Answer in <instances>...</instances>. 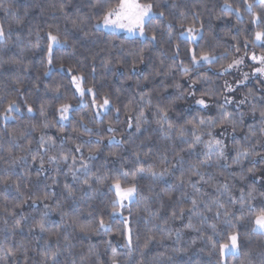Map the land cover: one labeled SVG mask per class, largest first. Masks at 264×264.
<instances>
[{
	"label": "trees",
	"instance_id": "trees-1",
	"mask_svg": "<svg viewBox=\"0 0 264 264\" xmlns=\"http://www.w3.org/2000/svg\"><path fill=\"white\" fill-rule=\"evenodd\" d=\"M140 1L151 2L153 5H168L163 9L166 20H153L152 25L146 29L148 36H151L152 29L161 25L158 40L155 42L94 27L96 18L89 12L88 0H71L70 5L67 0H0V23L4 24L7 39V43H0V113H3L10 100H15L20 109L19 112H13L12 119L8 121L0 116V157H3L0 159V179L10 177L11 181H16L25 175L31 176L30 180L21 181L22 196L17 193L14 184L9 183L6 186L0 183V264H41L44 259L42 253L46 250L59 252L60 264H97V256L104 264H111V248L116 249L119 264H218V249L209 255V247L201 238L213 235L207 224L200 225L198 218L193 217L192 223L200 229L198 232L185 227L188 223L187 212L182 219L171 218L173 210L178 212L181 207H190L187 198L181 196V191H172L171 198L167 195H157L172 189L177 183L181 174L179 166L174 175L162 178L150 177L148 170L151 168L159 172L164 168L171 169L177 163L178 157L175 153L179 152L185 160L183 171L187 180L190 175L188 162L203 159L202 155L197 156V153L202 152L200 147L191 155L180 151L182 148L187 149L188 145L181 143L179 128L185 126L190 129L191 125L186 123L188 120L199 121L201 117L207 120L220 116L219 106L224 104V98L228 96L225 82L229 83L235 77L231 72L221 74V65L245 56V52L248 55L253 52L264 55V41H254L255 32L264 28V5H261L260 1L251 0L253 11L261 14V25L258 28L251 23V15L244 9L242 0H228L234 8L241 7L242 20H238L235 13L228 15L222 11L224 0ZM62 2L66 3L68 20L58 11ZM109 2L115 4L118 0ZM173 4L175 7H172ZM53 5H56V8H53ZM160 10L161 7H154V11ZM180 13L187 17L186 27L191 25L194 15L197 17V29L200 28V23H203V29L196 42H189L186 37L180 35V28L176 23L181 18ZM83 15H89L91 18L82 25V30H78L73 27L71 20L79 23V17ZM16 19L22 20L23 23L17 24ZM167 21L174 24L173 39L170 43L167 28L163 27ZM57 25L61 39L63 33L68 32V45L54 49L53 64L49 66L44 59L48 43L45 34L50 30L55 32ZM37 33L41 37L39 43L43 50L31 46L37 42ZM246 40L247 49L244 47ZM177 44L180 46V55L173 59ZM237 47L240 49L238 53ZM189 49H195L197 56L201 52H213L220 58L211 65H193L189 58ZM138 57L143 58L142 63ZM17 60L21 63L14 62ZM181 60L184 61L183 66L180 64ZM184 66L189 68L188 75L182 72ZM67 69H72L71 74ZM72 75L84 76L83 87L93 88L98 93L97 103H102V97L108 96L112 101L110 108L94 109L91 95L86 92L81 96L71 84ZM204 76L209 79L201 80ZM17 80L20 81L19 84L16 83ZM193 80H199V83L194 89L196 95L190 97L188 93L193 91V88L189 85ZM262 81L264 80L261 77L255 76L237 87L236 93L238 92L241 99L248 95L250 90L255 94V98L250 96L249 102L241 108L237 109L235 104L225 105V111L233 113L237 119L240 112L245 113L243 123L238 124L235 133L236 140L241 143L248 132V125L259 123V113L257 112L256 119L253 120L250 108L252 104H256L258 108L264 107L259 100L264 97ZM176 83L181 85L179 89L174 87ZM181 92L184 93V98L177 100L176 96ZM205 92L211 93L203 97L208 104L206 109L195 103ZM142 94L150 95V104L147 97L141 101ZM57 95L59 99H55ZM63 103L72 105V109L68 114L69 119L61 125L57 122L60 114L56 109ZM157 104L160 107L170 105L169 121L176 128L171 139L165 138L164 133L158 129ZM28 105L32 106L33 112L27 111ZM41 107L47 114L46 117L41 115ZM117 108L120 109L119 113ZM141 110L148 123L140 132H136L135 124L140 119ZM97 111H100V115L95 114ZM129 117L132 118L131 129L127 127ZM45 122L49 124L46 129L43 128ZM110 124L116 129L115 132L107 131ZM85 126L92 131H85ZM225 127L227 131L221 138L226 137L225 142L229 149H232L235 147L232 125L226 124ZM200 130L207 131L208 126L205 125ZM212 131L220 133L221 129L217 127ZM20 132L27 134L20 136ZM42 134L56 142V149L50 150L46 155L38 144ZM111 136H115L117 140L123 139L126 143L109 145ZM97 141L100 143L97 144ZM62 142L64 150L73 147L74 143L82 144L85 158L88 156L89 147L99 149L96 158L89 161L92 165L90 175L110 173L121 165L130 172H135L140 167L145 169L135 181L139 186L138 195L131 203H127L123 210V217L129 218V227L132 229L131 251L127 247L125 237L119 234L124 228L122 219L116 217L113 220L110 216L112 208L109 202L115 196L113 192L108 191V183L93 184V188L99 189L93 193L86 187H81L80 182L85 179L83 175H80L79 181H74L66 165H60L62 171L57 173L54 166L47 163V155L56 154ZM254 142L255 140L251 141ZM257 151L261 149L257 148ZM110 152H117L118 156H110ZM135 154H139L140 163L135 161ZM32 155H45L43 170L40 169L39 159L35 163L32 161ZM16 157H26V160L14 164ZM228 163L230 164V160ZM252 166L251 163L245 162V169ZM263 168L264 164H257L256 171L246 173L244 180H240L239 176L233 178L232 172H239L236 166H212L201 168V171L207 174L205 179L212 177L210 185L228 183L233 195L239 196V190L244 188L247 191L254 181L258 193L264 192V185L257 179V176L263 173ZM37 172L40 174L37 175ZM53 177L58 181L56 184L52 183ZM128 179L131 181L132 177L129 176ZM65 183L73 186L77 198L67 196L63 187ZM45 185L48 187L45 188ZM45 191L49 193L50 198L37 200L33 205L32 199L43 196ZM185 191L192 192L190 188ZM202 191H207L210 196L216 195L207 185ZM221 199L226 200L227 196ZM262 199L264 198L257 196L254 203L259 205ZM45 203L55 210L50 211L45 218L48 231L40 233L34 226L40 220V214L45 211ZM18 205L20 207H17ZM12 213L15 215H11ZM61 213L66 215L62 216ZM22 215L27 218L20 220V229L14 230L15 220L20 219ZM207 215L210 218L209 223L217 224L219 233L232 231L223 223L222 217L220 220H214L211 219V213ZM101 216L111 224L112 232L85 234L79 231L81 224L95 226ZM166 220L167 224L164 223ZM30 228L34 230L29 232ZM251 228L252 225L247 221L238 226L237 230L242 233L241 248L238 253L226 256L227 264H264V235L252 233ZM148 237H154V240L144 249ZM219 242H228L227 236H222ZM90 248L94 251L90 252ZM9 250L14 252L15 256L10 255ZM25 251L29 258L27 262L23 255Z\"/></svg>",
	"mask_w": 264,
	"mask_h": 264
},
{
	"label": "snow or ice",
	"instance_id": "snow-or-ice-1",
	"mask_svg": "<svg viewBox=\"0 0 264 264\" xmlns=\"http://www.w3.org/2000/svg\"><path fill=\"white\" fill-rule=\"evenodd\" d=\"M243 7L251 15V23L256 25L258 28L261 25V14L253 11V3L251 0H242ZM67 4H71V0H67ZM89 4V12L93 13L96 18V23L94 27H113L119 29H126L129 32H138L140 36L145 37L149 40V42H155L158 40V32L161 29V25H157L152 29L151 36H148L146 29L152 25L153 20H166V13L163 10L167 8V3L163 5H153L151 2L141 3L140 0H118V3H110L109 0H88ZM260 4L264 5V0H260ZM154 7H161L159 12L154 11ZM172 7H175L173 4ZM53 8H56V5H53ZM58 11L61 12L65 20L69 19V13L66 11V3L62 2L59 4ZM222 11L231 15L235 13V16L238 20L243 19L242 11L240 6H236L235 8L228 2V0H224L222 5ZM79 12V10H77ZM180 19L176 22L180 28V35L185 36L189 42H196L199 33L203 29V23H200V28L197 29L195 27L197 17L194 15L193 20L191 21L190 26H185L188 24L187 17L184 16L183 13H180ZM91 17L89 15H83L79 17V23L76 20H71V23L74 28L78 30H82V25ZM17 24H22L23 21L20 19H16ZM163 27L167 28V36L169 43L173 39V28L174 24L172 21H167L166 24H163ZM46 39L48 41L46 47V55L44 59L46 60L47 65L51 66L53 64L54 59V49L59 47H65L68 45V32L63 33V39H61V33L59 26L55 27V32L48 31L46 34ZM87 35V33H85ZM19 39V37H17ZM41 37L39 33H37V42L32 44L31 46L38 50L41 49V45L39 43ZM254 41H264V28L259 31H256L254 34ZM0 43H7L6 32L3 23H0ZM31 44V41H29ZM244 47L247 49L248 41L246 40L244 43ZM240 51L239 47L236 48V52ZM189 58L193 65H201V64H214L220 57H217L213 52H201L199 56L196 54L195 49H189ZM180 55V46L175 45V52L173 59L179 57ZM248 53L245 52V56ZM139 61L142 63L143 58L138 57ZM252 61L258 62L260 67L255 69L256 73L264 74V55H257L253 52L250 56ZM15 63H21V61H14ZM244 57H239L233 59L231 63L226 65H221V74L229 72L233 68H237L239 65L243 64ZM180 64L183 66L184 61L181 60ZM51 70V69H50ZM95 68H93V72ZM67 72L71 74L72 69H67ZM182 72L185 75H188L189 68L184 66L182 67ZM47 75V73H45ZM244 80H247L248 73H244ZM147 80V77H145ZM201 80H208L207 76L201 77ZM243 80L237 81L236 85L239 86L243 84ZM17 84L20 83L19 80L16 81ZM84 76L83 75H72L71 76V84L75 87V90L83 96L86 92L91 95L92 106L97 110H108L112 105V101L108 96L102 97V103H97V95L98 93L93 88L85 89L83 87ZM199 83V80H193L192 84L189 85L190 88H193V91L189 92L188 95L190 97H194L195 86ZM264 83V81H262ZM163 84V82H161ZM175 88L179 89L181 85L176 83L174 85ZM225 91L227 93L235 92V88L225 82ZM210 92H205L201 94V98L195 100V103L202 108H208V104L206 100L203 98L204 96L210 95ZM255 98V94L249 92L248 95L244 96L239 101H233L230 96H225L224 104L220 105V116L218 118H208L205 120L203 117L199 119V121L188 120L186 123L191 125V128L188 129L185 126H181L179 128V139L181 143L187 144V149H181V152H187L189 155L195 152V150L200 147L202 148L201 153H197V156L202 155L203 159H197L195 162H188V171L190 172L187 180L184 178L183 165L185 163L184 157L180 155L179 152L175 153V156L178 157L176 165H173L171 169L164 168L162 171H154L149 168V176L152 178L157 177H165L174 175L175 171L178 170L177 166H179V170L181 172L180 177L177 180V183L173 186L172 189L164 190L162 193H158L157 195H167L171 198V192L175 190L181 191V196L187 198L190 203V207L188 209L179 208V211L173 210L171 213L172 219H182L185 216V213L188 214V223L185 225L188 229H194L196 231H200L199 228L196 227L195 224L192 223L193 217L198 218L200 225L207 224V227L212 230L213 235L201 237L206 241V244L209 247V255L212 252L218 249L219 252V261L218 264H227L226 256L229 253H238L241 248V235L242 233L238 231V226L242 225L244 222H249L252 225L251 231L252 233H256L259 235H264V199L261 200L259 205H256L254 201L257 199V196L264 198V192H259L255 187V181L252 185L248 186L247 191L244 188L239 190V196H235L232 193V190L228 183H215L209 184V181L212 179L209 176L208 179H205L206 173L201 171V168L206 167H220V168H231L232 166H236L239 168V172H232L233 178L239 176L240 180L245 179L246 173H254L256 171L257 164H264V107L258 108L256 104H252L250 108V113L252 115L253 120L256 119L257 112L259 113V123H253L248 125V132L243 137V143L236 140L235 133L238 124L243 123L245 113L240 112L238 119L233 115V113L225 111V105L235 103L236 108H241L244 104L249 102V97ZM147 97V102L151 103V98L149 94H142L140 99L144 101ZM59 95L55 97V99H59ZM184 93L181 92L178 96H176L177 100L183 99ZM261 104H264V97L259 98ZM169 106L160 107L157 104V115L159 119L156 121L158 125L159 131L163 132L165 138L171 139L172 133L176 131L175 126L169 121ZM72 109V105L63 103L60 104L56 111L60 114L59 120L57 121L61 125L63 121L69 119V112ZM19 105L15 100H10L7 102L3 113H0V116L5 121L12 119L11 114L13 112H19ZM27 111L29 113L33 112V108L31 105L27 106ZM117 113H119L120 109H116ZM96 115H100V111L95 113ZM41 115L46 117V113L41 107ZM147 119L144 118V113L141 110L140 119L136 121L135 131L140 132L145 124H147ZM232 125V140L235 145L234 148L229 149L228 144L225 142V138H221L224 136V133L227 131L225 125ZM207 125V131H201V127ZM49 124L45 122L43 124V128H48ZM127 127L131 129L133 127L132 118L129 117L127 121ZM219 127L221 129L220 133H214L212 129ZM85 131L91 132L92 129L87 128L85 126ZM108 132H115L116 129L112 127L110 124ZM189 132L191 134V139H189ZM27 133L20 132V136H25ZM260 138H257V137ZM207 137V139H205ZM255 140L254 143L251 141ZM100 141H97L99 144ZM109 145L117 144L122 145L126 143L125 140L120 139L117 140L115 136L109 137L108 141ZM39 148L43 150L46 155L50 150L56 149V142L51 137L45 138V135H41L38 141ZM83 145L79 143H74L73 147L64 150L63 142L61 143L60 150L53 155H47V163L54 166V170L59 173L62 171L60 165H66L68 171L71 173L72 179L74 181L80 180V175H83L85 179L81 181V187H86L91 190L93 193L98 192V188H93V184L103 185L105 182L108 183V191L113 192L115 198L110 200V206L112 211L110 216L115 220L116 217H120L122 219V223L124 225L123 230H120L119 234L123 235L126 240L127 247L131 251L132 249V229L129 227V218L123 217V210L127 207L126 202L131 203L133 199L139 193V186L135 182L136 178L144 173L145 169L143 167L137 168L135 172H130L126 170L123 165L119 168H116L110 173H104L102 175H90L92 170V165L89 161L94 160L96 158V153L99 151L98 148L89 147L87 158L83 155ZM257 148L261 149V151H257ZM235 153L234 155L232 153ZM10 153V150H9ZM79 154V156H77ZM45 155H32L31 159L35 163L37 159H39L40 169L43 170L45 164ZM110 156H118L117 152H110ZM215 157V159H213ZM3 159V157H0ZM26 157H16L13 163L24 162ZM166 160V157H165ZM230 160V164L228 161ZM135 161L140 163L139 154H135ZM245 162L251 163L253 166L245 169ZM40 173L37 172V175ZM79 174V175H78ZM67 175V173H65ZM223 175V173H221ZM129 176L132 177V180L129 181ZM195 177L196 179H193ZM30 175H25L23 177L18 178L16 181H11V178L8 179H0V183L5 184L6 186L9 183L15 185L17 193L22 196L23 193L20 192V184L21 181L30 180ZM58 181L56 177L52 178V183L56 184ZM260 183L264 185V176L260 177ZM209 186L214 190L216 195H209L207 191H202L204 186ZM48 185H45L47 188ZM64 190L67 193L68 197L77 198L76 191L74 190L71 184L65 183ZM186 188H190L192 190L191 193L185 191ZM227 196V199H221L223 196ZM50 195L48 192H44L43 196H38L36 199H32V204L35 205L37 200H48ZM94 198V197H90ZM31 199V198H30ZM145 199H148L145 197ZM237 205L239 207H237ZM59 206V202H58ZM17 207H20L18 205ZM161 207H163V203H161ZM45 211L40 214V220L36 222L34 228L38 229L40 233H45L48 231L46 217L50 211H54L55 209L50 208V206L45 203L44 204ZM130 211V209H129ZM159 209L157 210V213ZM208 213H211V219L220 220L223 218V223L229 228L232 229L231 232L219 233L217 231L216 223H209ZM11 215H15L12 213ZM62 216L66 215V213H61ZM27 217L21 216L20 219L15 220L13 225L14 230L21 228V219H26ZM7 224V220H5ZM167 224V220L164 222ZM34 229L30 228L29 232H32ZM79 231L85 234H93V233H110L112 232V226L108 222L105 221L103 216H101L96 222L95 226L91 224H81L79 226ZM179 236V232L177 233ZM222 236H227L228 243H220L219 240ZM67 239V238H65ZM139 240V237H137ZM154 240V237H148V239L144 243V249H147L149 244ZM195 243V241H193ZM47 244V242H46ZM109 247L111 244L109 242ZM90 252H93L94 249L90 248ZM112 255L109 258L111 264H119V260L117 259V252L115 248H111ZM9 254L15 256V253L9 250ZM24 260L28 261L27 251L24 252ZM44 259L41 261V264H60L58 260L59 252L57 251H44L42 253ZM141 255L143 256V250H141ZM97 264H104L103 261L99 259L97 256ZM250 264V262H249Z\"/></svg>",
	"mask_w": 264,
	"mask_h": 264
},
{
	"label": "rangeland",
	"instance_id": "rangeland-1",
	"mask_svg": "<svg viewBox=\"0 0 264 264\" xmlns=\"http://www.w3.org/2000/svg\"><path fill=\"white\" fill-rule=\"evenodd\" d=\"M255 1H260V0H255ZM141 3H143V2H141ZM99 28H102V29H104L106 31H109V32L122 33V34H124L125 36H128V37H138L140 39H144L145 38L143 36H140L138 32H129L126 29H119V28H113V27H103V26H101ZM251 54L248 55V56H241V57H244L243 64H241L237 68H233V69H231L229 71V72L233 73L235 77H234V80L231 81V82H229L228 84H231L235 89H237V87L240 86V85L239 86L236 85V82L237 81H240V80H243L244 81L243 84L246 83V82H248L249 80H251L255 76H259V77H261L264 80V74L256 73L255 72V69L257 67H260V65H259L258 62L252 61L250 59ZM257 55H259V54H257ZM244 73H248L247 80H244V75H243ZM228 96H230L233 99V101H239L241 99V97L238 94V92L236 93V90H235V92L228 93ZM232 104H235V103H232ZM263 170H264V168H263ZM263 174H264V171H263L262 174H260V175L257 176V179L260 180V177H262L261 175H263ZM127 203L128 202H126V204ZM225 243H228V242H225Z\"/></svg>",
	"mask_w": 264,
	"mask_h": 264
}]
</instances>
